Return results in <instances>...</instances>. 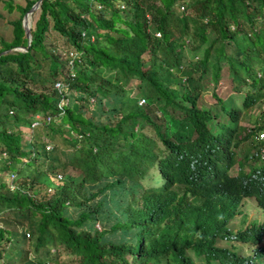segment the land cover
<instances>
[{"label":"trees","instance_id":"16d2710c","mask_svg":"<svg viewBox=\"0 0 264 264\" xmlns=\"http://www.w3.org/2000/svg\"><path fill=\"white\" fill-rule=\"evenodd\" d=\"M33 2L4 1L19 14L11 39L0 38V261L5 240L15 253L34 250L22 264H257L225 245L264 235V220L229 225L242 196L264 207V163L245 155L247 170L221 189L194 175L203 141H230L264 97V0H41L27 44L21 16ZM51 30L64 59L76 53L62 77L60 55L45 43ZM14 46L25 49L7 50ZM220 58L230 81L249 89L237 107L212 92L228 120L207 130L215 112L200 106V79L209 68L217 81ZM56 79L69 90L67 103L61 120L47 121L59 112ZM62 166L78 173L53 184Z\"/></svg>","mask_w":264,"mask_h":264},{"label":"rangeland","instance_id":"374dc122","mask_svg":"<svg viewBox=\"0 0 264 264\" xmlns=\"http://www.w3.org/2000/svg\"><path fill=\"white\" fill-rule=\"evenodd\" d=\"M4 1L5 0H0V38H2L3 40H10L12 37V31H11L12 24L10 23V20L15 19L18 16L19 11L16 8H13L10 11L6 10V7H4ZM11 3L22 5L24 3V0H11ZM177 8H178V10H181L182 9L181 4H179ZM31 19H32V14L30 17V23H31ZM49 33L50 34L48 36H46V39H47V41H45L46 47L49 51L53 52L54 54L60 55L59 59L63 62V68L61 70V76H59V77H62L66 73L65 67L66 68L68 67V63L66 62V58L64 59L65 54L63 53V51L66 47H64L62 45L60 40L56 39L57 37H59V35H57L52 30L49 31ZM157 33H159V32H157ZM227 47L228 46H226V48ZM229 48L230 47H228V49ZM16 50H18V49H16ZM225 50L227 52V49H225ZM185 59H186V56L183 57V60H185ZM219 61H220L221 69H220V74H219V77L217 79V82L214 83L209 68L203 70L202 77L200 79V85H201L200 96L202 97L204 102H202L200 104L201 107H206V106L212 105L215 107L216 110H219L218 102L215 101L214 96L211 94L212 92H214L216 95H218V97H220L222 100H224L226 104H229L230 102L232 104H238L240 102V99H241V93L245 89H249V87L245 84L238 85L237 83H235V81H230L231 80L230 74L228 73V70H227L228 64L224 61L223 58H220ZM232 84H235L237 86L232 87L231 86ZM127 86L134 87L133 93L136 92L135 81L131 80L130 82H128ZM171 92L172 93L175 92V87H174V89L171 90ZM166 104H169V103H166ZM238 105H240V103ZM247 111L249 113L248 115H249L250 119L241 118V117L239 118L238 124L243 125V130L241 133L248 130V128L252 126L253 122L251 119H252L253 115H257L258 112H260L259 118L261 119L262 123H264V99H260L259 101H256L255 103H253L248 108ZM217 112L219 114H221L219 117L221 120H224L226 118L225 115H223L224 114L223 112H221V111H217ZM85 114L87 115L88 113L86 112ZM60 116H61L60 113H58L56 115H52L49 120H58L59 121V120H61ZM65 126L66 125L63 124V126H61V127L65 128ZM14 129H17V130L21 129L22 130L25 128L22 126H15ZM263 131H264V128H263ZM27 133L28 132H24L25 135ZM65 133L67 134L69 132L65 131ZM46 141H47L46 145L49 146L47 148H50L51 147L50 140H48L46 138ZM249 142H250V137L248 136L244 139L245 146H247V144H249ZM60 147H63V146H60ZM53 171H52L53 173L52 172L51 173L56 178V180L53 181V184H57L58 180H62L64 175L78 173L76 169L70 168L68 166L57 167ZM57 174H60L61 177L59 178ZM9 178L10 177H8V179ZM142 180H144L142 182L143 185L155 184V182L149 178H144ZM172 187H174L177 191H180V189H181V187L179 185H173ZM53 190H54V187L52 185H48L45 188L46 193H51ZM41 192H42V190H41ZM242 200L243 201H242V205H241V213L236 214L229 224L231 227V230H233V231L236 229H241L245 226H248L252 219H254L255 221H261L264 218V211H262L259 207L256 206L253 197L243 198ZM137 202H138V204H140V200ZM241 218H243V221L241 220ZM25 236H26V234H25ZM229 242H230V240H229ZM232 243L236 246L241 247L243 254H249L251 252V244L249 242H232ZM217 244L224 245L225 242L224 241H218ZM1 245L5 246L4 251H7L8 253H6L4 255L3 261L1 260L0 264H22L23 260L25 258H27L30 253L31 254L34 253V250H32L30 248L29 249H23L22 251L15 253V251L11 247H9V245L7 244V242H5V240H2ZM8 248L10 249L9 251H8ZM38 253H41V250H38ZM51 253L54 254L55 250H53V252H51ZM63 258H64V253H62L61 250H59V254H58L57 259L59 261H61V260H63ZM201 264H204V263L202 262Z\"/></svg>","mask_w":264,"mask_h":264},{"label":"clouds","instance_id":"9594fccd","mask_svg":"<svg viewBox=\"0 0 264 264\" xmlns=\"http://www.w3.org/2000/svg\"><path fill=\"white\" fill-rule=\"evenodd\" d=\"M157 32L158 31L155 32V35L158 36L159 33H157ZM242 95H243V93H241V99H240L239 103H241ZM141 99H143V100H141ZM262 99H264V97ZM144 101H145L144 97H140L137 102L143 103ZM223 104L226 107H228V106H234V107L240 106L238 104H232L231 102L229 104H226L224 100H223ZM204 110L215 112L214 115H210L204 120V127L207 130H214L215 126H216V122H225L228 120L227 114L224 113L220 107H219V110H216L214 106L209 105V106H206L204 108ZM217 111L223 112L224 113L223 115H225L226 118L224 120H221L219 118L221 114H219ZM156 113L159 114L158 111H156ZM247 114H249L248 111H247ZM259 114H260V112H258L257 115H253V117L251 119L253 124L251 127L248 128V130L241 133L243 130V125H241L242 129L237 131L236 134L234 135V137L230 141L217 140L214 143L210 144V141L208 140V138L206 140H204L203 141V150L205 148H207L206 157L202 158V160H200L201 166L196 169L194 179H199L201 182H209V181L213 180L214 185L219 186V183L221 181L225 180L226 177L236 176V175H239L240 173H244L245 170H247L248 164L245 161L244 157H245V155H250L251 153H253V155L255 156L254 161L252 162V165L258 164V163H264V144L262 143V141L264 140V131H263L264 127L255 129V125L264 124V123H262L261 119L259 118ZM256 118L259 121H254V119H256ZM238 122H237V124H238ZM246 132H250L251 134L246 135L245 134ZM246 136L250 137V142H249V144H247V146H245V143H244V139ZM225 147L227 149L224 151L223 156H221V157L218 156L215 152V149L216 148L224 149ZM152 185H154V184H152ZM173 185H178V184L173 183ZM223 187L224 186H219L220 189ZM181 189H180V191H181ZM247 197H253V196L252 195H244L241 197L239 202L242 203V201H243L242 199L247 198ZM253 199L255 201L256 206L259 207L262 211H264V207L259 205L254 197H253ZM239 208L241 209V204H240ZM252 220L255 222L256 226H258L261 223V221L264 220V218L261 221H255L254 219H252ZM251 221H250L248 226H245L241 229H245L246 227H249L251 225ZM249 239H250V241L249 240L241 241V240H234V239L231 240L230 239V242H228L225 245L226 247H228L226 249L229 252L233 253L234 256L239 257V253L243 254L242 249H241V247L234 245L232 242H249L251 244V252L249 254H243V257H251L253 259V262H256L257 264H264V253H261L260 255H255V249H258L260 247L264 248V235H262L261 237L250 236Z\"/></svg>","mask_w":264,"mask_h":264},{"label":"built area","instance_id":"2783aa9c","mask_svg":"<svg viewBox=\"0 0 264 264\" xmlns=\"http://www.w3.org/2000/svg\"><path fill=\"white\" fill-rule=\"evenodd\" d=\"M69 55H71V57L66 58V62L68 63V67H71L70 65L72 63V58L76 55V53L74 51H70L69 54L67 55V57ZM54 86L57 89V91L60 93L61 99H60L59 102H57V105L56 106H57V108L59 110V112H57V114L58 113L61 114L62 111H63L64 105L67 103V93L69 92V90L66 91V89H65V87H64V85H63V83H62V81L60 79H56L55 80ZM141 100H143V99H141ZM51 116L52 115H49V114L46 115V120L49 121V119H50ZM35 118L37 119L38 117L35 116ZM36 123H37V120H34L32 122V125L33 124H36ZM45 147L47 148L49 146L46 145ZM57 175H58V177H60V174H57ZM8 183H9V187L11 188L13 185L10 183V179L8 180Z\"/></svg>","mask_w":264,"mask_h":264},{"label":"water","instance_id":"95a60500","mask_svg":"<svg viewBox=\"0 0 264 264\" xmlns=\"http://www.w3.org/2000/svg\"><path fill=\"white\" fill-rule=\"evenodd\" d=\"M41 0H34V2L30 5V7L22 14L21 16V25L24 30V35L27 39V44L30 41V33H29V26H30V17L34 10H36L40 4ZM10 49H18V50H24L25 47L23 46H14L10 47L7 50ZM5 52V50H1L0 53Z\"/></svg>","mask_w":264,"mask_h":264}]
</instances>
